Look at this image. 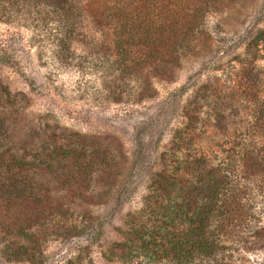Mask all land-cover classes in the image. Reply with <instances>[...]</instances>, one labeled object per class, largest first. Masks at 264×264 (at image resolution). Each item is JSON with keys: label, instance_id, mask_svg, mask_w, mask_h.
<instances>
[{"label": "trees", "instance_id": "trees-1", "mask_svg": "<svg viewBox=\"0 0 264 264\" xmlns=\"http://www.w3.org/2000/svg\"><path fill=\"white\" fill-rule=\"evenodd\" d=\"M223 1L2 0L0 21L23 16L33 40L41 47L48 42L58 65L93 67L103 77L107 96L115 93L138 102L155 94L154 79L173 76L176 55L197 46L206 12L217 10ZM258 39H264V31L257 33ZM74 44L82 47L78 57ZM249 100L252 120L245 125L249 131L235 124L233 133L223 135L211 153L187 154L173 169L155 173L154 195L143 197L122 240L112 244L115 261L235 264L234 253L248 243L258 244L264 252V100L256 95ZM19 109L2 87L0 259L41 264L40 247L45 235L53 232L48 229L54 216L64 206L69 209L66 201L80 206L86 200L81 191L91 187L93 169L97 165L110 169L113 161L106 150L88 151L81 142L64 138L50 147L44 139L33 146L14 139L11 123ZM214 122L215 127L221 124L220 118ZM185 139L178 142L187 146ZM208 156L217 161L209 165ZM63 189L67 190L63 195H49ZM68 227L90 242L98 234L97 225Z\"/></svg>", "mask_w": 264, "mask_h": 264}, {"label": "rangeland", "instance_id": "rangeland-1", "mask_svg": "<svg viewBox=\"0 0 264 264\" xmlns=\"http://www.w3.org/2000/svg\"><path fill=\"white\" fill-rule=\"evenodd\" d=\"M22 18L0 21V87L9 91L14 108L20 105L11 123L14 139L29 146L44 139L50 147L64 138L88 151L106 150L113 161L110 169H93L80 206L66 201L69 209L64 206L54 216L48 229L53 232L40 247L41 264H119L112 244L122 240L143 197L154 195L155 173L173 169L187 154L211 153L235 124L250 130L245 128L252 120L249 99L264 100V39L255 41L264 31V0H224L206 12L197 46L177 54L173 76L154 79L155 94L138 102L107 96L103 77L93 67L58 65L48 42L38 46ZM73 49L77 57L82 54L80 45ZM215 118L221 122L216 127ZM181 137L190 143L178 142ZM207 160L209 165L217 161ZM57 191L49 195L67 190ZM255 207L257 213L259 204ZM70 223L97 225L98 234L90 242L70 230ZM250 245L236 250L235 264H264L259 245ZM0 264L32 263L0 259Z\"/></svg>", "mask_w": 264, "mask_h": 264}]
</instances>
